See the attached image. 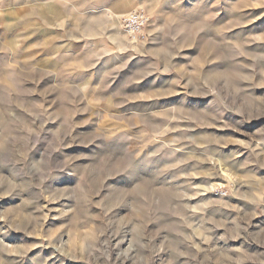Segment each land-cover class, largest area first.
I'll return each mask as SVG.
<instances>
[{
    "label": "clouds",
    "instance_id": "9594fccd",
    "mask_svg": "<svg viewBox=\"0 0 264 264\" xmlns=\"http://www.w3.org/2000/svg\"><path fill=\"white\" fill-rule=\"evenodd\" d=\"M0 264H264V0H0Z\"/></svg>",
    "mask_w": 264,
    "mask_h": 264
}]
</instances>
